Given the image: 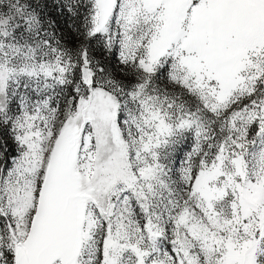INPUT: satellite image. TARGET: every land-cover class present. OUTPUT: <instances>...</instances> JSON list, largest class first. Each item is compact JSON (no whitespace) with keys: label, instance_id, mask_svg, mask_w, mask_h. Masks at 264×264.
I'll return each mask as SVG.
<instances>
[{"label":"snow or ice","instance_id":"1","mask_svg":"<svg viewBox=\"0 0 264 264\" xmlns=\"http://www.w3.org/2000/svg\"><path fill=\"white\" fill-rule=\"evenodd\" d=\"M0 264H264V0H0Z\"/></svg>","mask_w":264,"mask_h":264}]
</instances>
